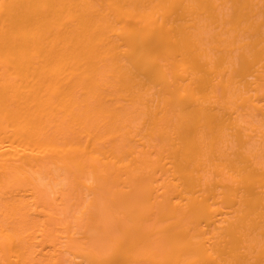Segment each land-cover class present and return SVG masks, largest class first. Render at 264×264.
Segmentation results:
<instances>
[{"label": "bare ground", "instance_id": "1", "mask_svg": "<svg viewBox=\"0 0 264 264\" xmlns=\"http://www.w3.org/2000/svg\"><path fill=\"white\" fill-rule=\"evenodd\" d=\"M0 264H264V0H0Z\"/></svg>", "mask_w": 264, "mask_h": 264}]
</instances>
